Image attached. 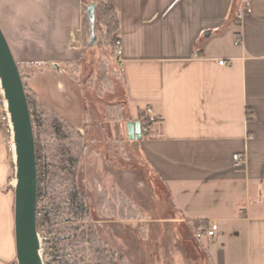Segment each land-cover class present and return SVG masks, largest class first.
Masks as SVG:
<instances>
[{
  "label": "crops",
  "instance_id": "crops-1",
  "mask_svg": "<svg viewBox=\"0 0 264 264\" xmlns=\"http://www.w3.org/2000/svg\"><path fill=\"white\" fill-rule=\"evenodd\" d=\"M244 1L113 0L123 48L118 64L133 110L128 122L141 121L140 110L152 119L150 133L134 140L183 217L218 223L203 241L214 264H264V0H249L252 13L238 26ZM52 2L66 27L62 51L72 56L87 33V8L83 0ZM31 3L46 8L45 0H0L9 41L6 9ZM40 69L33 87L39 100L47 76ZM234 153L245 162L235 165ZM14 179L0 119V233L7 244L10 237L16 259Z\"/></svg>",
  "mask_w": 264,
  "mask_h": 264
},
{
  "label": "rangeland",
  "instance_id": "rangeland-1",
  "mask_svg": "<svg viewBox=\"0 0 264 264\" xmlns=\"http://www.w3.org/2000/svg\"><path fill=\"white\" fill-rule=\"evenodd\" d=\"M45 2V9L38 3L6 9L2 18L35 101L44 264H214L127 136L133 110L113 42L96 29L91 44L90 30L66 57L60 11ZM41 66L47 76L39 100L33 87ZM6 240L0 233V264H17Z\"/></svg>",
  "mask_w": 264,
  "mask_h": 264
},
{
  "label": "water",
  "instance_id": "water-1",
  "mask_svg": "<svg viewBox=\"0 0 264 264\" xmlns=\"http://www.w3.org/2000/svg\"><path fill=\"white\" fill-rule=\"evenodd\" d=\"M90 43L96 39V6L90 3ZM59 68L58 64H54ZM0 81L7 100L15 146L14 227L17 264H44L38 224V154L28 93L19 63L0 24ZM128 136L141 140V121L128 122Z\"/></svg>",
  "mask_w": 264,
  "mask_h": 264
},
{
  "label": "built area",
  "instance_id": "built-area-1",
  "mask_svg": "<svg viewBox=\"0 0 264 264\" xmlns=\"http://www.w3.org/2000/svg\"><path fill=\"white\" fill-rule=\"evenodd\" d=\"M252 13V5L249 0L244 1L243 6L238 10V12L235 15V24L240 26L242 25L244 19L246 16L250 15ZM238 43L242 42V36L240 35L237 39ZM114 48H115V54L118 57V60L120 64L122 65L123 63V48H122V41L119 37L114 38ZM229 61L226 59H220L219 64L220 65H227ZM148 113H153V110L151 107L147 108ZM0 119L6 129L7 137H8V144H9V149L10 152L13 155V160L14 158V140H13V129H12V124L10 120V113L8 111V106H7V100L4 96V92L1 86V81H0ZM151 131V125H145L142 126V134L148 135ZM233 161L235 165H241L245 162V156L241 153H234L233 155ZM219 225L215 221H208L204 222L201 221L199 222L195 228H194V236L197 239H204V238H211L215 236L216 231L218 230Z\"/></svg>",
  "mask_w": 264,
  "mask_h": 264
},
{
  "label": "trees",
  "instance_id": "trees-1",
  "mask_svg": "<svg viewBox=\"0 0 264 264\" xmlns=\"http://www.w3.org/2000/svg\"><path fill=\"white\" fill-rule=\"evenodd\" d=\"M83 2L85 5H89L90 3L95 4L96 6V29L101 31V33H103L105 40L113 42L112 45L114 46V41H112V39L115 37L117 31L119 30L120 21H119L118 10L113 0H83ZM85 19H86L85 20L86 30L90 31L91 24H90L88 15H86ZM25 86H26V83H25ZM28 98H29V103H30V108H31L33 123H34V129H35V126H36V120L34 117L35 116V110H34L35 101L31 99L29 95H28ZM139 114H140V117H143L141 119L142 126L151 125L152 119L149 116H144V111L140 110ZM37 154L39 156L38 145H37ZM204 222H208V221H204ZM198 223L199 222L193 223L192 228L194 229ZM196 240L203 242L204 239L200 240L196 238Z\"/></svg>",
  "mask_w": 264,
  "mask_h": 264
},
{
  "label": "flooded vegetation",
  "instance_id": "flooded-vegetation-1",
  "mask_svg": "<svg viewBox=\"0 0 264 264\" xmlns=\"http://www.w3.org/2000/svg\"><path fill=\"white\" fill-rule=\"evenodd\" d=\"M73 160L72 157L69 158L67 161ZM38 161H39V156H38ZM39 164H38V175H39V184H40V179H41V174H40V169H39Z\"/></svg>",
  "mask_w": 264,
  "mask_h": 264
},
{
  "label": "bare ground",
  "instance_id": "bare-ground-1",
  "mask_svg": "<svg viewBox=\"0 0 264 264\" xmlns=\"http://www.w3.org/2000/svg\"><path fill=\"white\" fill-rule=\"evenodd\" d=\"M14 152H15V147H14ZM14 158H15V153H14ZM16 180L14 179L13 185H15Z\"/></svg>",
  "mask_w": 264,
  "mask_h": 264
}]
</instances>
